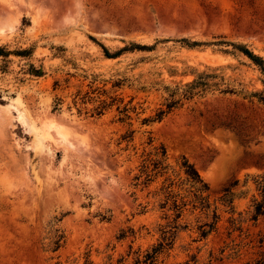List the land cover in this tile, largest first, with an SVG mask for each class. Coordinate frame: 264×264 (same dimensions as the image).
Masks as SVG:
<instances>
[{
    "label": "rangeland",
    "instance_id": "374dc122",
    "mask_svg": "<svg viewBox=\"0 0 264 264\" xmlns=\"http://www.w3.org/2000/svg\"><path fill=\"white\" fill-rule=\"evenodd\" d=\"M0 2V19L18 20L13 30L0 33V46L32 50L27 56L0 57V264H84L86 252L96 264H133L130 245L143 251L156 242L154 227L160 221L148 194L155 185H132L146 130L152 131L156 144L165 145L172 164L182 154L195 164L210 185L212 200L239 179L235 208L248 210L256 190L252 180L244 184L246 174H264L263 104L215 94L187 101L151 127L134 121L135 153L117 143L126 126L114 120L115 109L101 117L80 114L73 94L111 78L133 81L155 74L167 82H185L192 75L184 72L206 66L220 67L249 90H264L259 70L244 55L218 46L188 48L180 41L242 42L264 57V0ZM132 43L155 49L109 58L101 47L116 52ZM119 92L126 100L134 95V103L146 107V114L163 101L155 90L125 87ZM56 96L63 99L60 111L53 110ZM52 124L60 125L65 139ZM143 207L146 211L141 212ZM221 213L216 232L200 241L193 240L196 232H182L161 264L184 262L192 254L197 264L212 257L213 264L252 262L264 214L256 224H245L250 245L239 251L229 247L218 258L230 243L229 213ZM58 227L65 241L56 251L46 250ZM121 229L128 234L124 239L117 237Z\"/></svg>",
    "mask_w": 264,
    "mask_h": 264
},
{
    "label": "trees",
    "instance_id": "16d2710c",
    "mask_svg": "<svg viewBox=\"0 0 264 264\" xmlns=\"http://www.w3.org/2000/svg\"><path fill=\"white\" fill-rule=\"evenodd\" d=\"M188 48L197 46H218L219 50L226 53H240L247 57L249 61L259 70L261 81L264 83V57L254 52L248 44L234 42L230 40H191L189 38L180 39ZM105 56L115 58L126 51L132 50H154L155 45H141L132 43L124 46L116 52H110L107 47L101 46ZM231 49V50H230ZM32 52L31 49L20 48L10 50L5 46H0V57H8L14 53L16 55L27 56ZM218 66H206L204 70L190 68L185 74L192 75L189 81L167 82L164 78L156 76L134 79L116 78L107 80L102 86L91 85L88 90L78 89L73 94V104L77 107L78 113L89 114L93 117H101L108 111L115 109L114 120L126 126L121 133L117 143L125 145L123 150L132 148L135 153L138 148L135 145V136L138 129L135 128L134 121H137L139 127H151L154 123L163 120L170 113L182 107L187 101L197 98H205L208 95H238L249 101H257L264 105V90H249L246 84L238 79H231L224 72L220 71ZM170 70V73H175ZM111 82V87L108 83ZM129 87L136 92H150L155 90L160 92L163 101L156 107L152 113L146 114V107L141 103H134L135 96L126 100L125 96L119 90ZM60 80L54 81V90L60 89ZM63 99L56 96L54 100V111H60ZM91 104V108L88 105ZM147 139L143 142V147L139 153V164L137 172L133 176L132 185L141 189L155 187L148 192L153 199V210L160 212V221L154 227V232L158 234L156 242L152 243L145 250L141 248L133 249L130 245L128 254L134 255L133 264H161L169 257L170 252L175 247L177 240L182 232L194 231L196 237L194 241L207 239L212 233L216 232L219 222L222 218L221 210L229 213L227 218V234L230 243L225 244L220 249L218 258L229 247L238 248V251L252 243L245 224L252 222L256 224L259 218L264 214V174L247 173L244 184L252 180L255 186L256 194L253 195L249 208L246 212H238L235 208V188L240 180L235 179L226 185L218 198L212 200L210 194V185L200 174L195 164L189 158L182 154L175 164L169 161L167 149L164 144H156V139L151 130H146ZM145 207L141 210L144 212ZM133 234H137L131 229ZM238 233L237 236L235 234ZM128 236L124 229H121L118 239H124ZM237 237L239 239L237 240ZM259 250L256 258L245 264H264V231L258 234ZM65 241V232L60 227L55 228L52 242L45 244L46 250H58ZM235 251V250H234ZM217 259V258H216ZM196 254L184 262L176 264H197ZM84 264H96L91 258L90 253L86 252ZM207 264H213V257Z\"/></svg>",
    "mask_w": 264,
    "mask_h": 264
},
{
    "label": "bare ground",
    "instance_id": "6f19581e",
    "mask_svg": "<svg viewBox=\"0 0 264 264\" xmlns=\"http://www.w3.org/2000/svg\"><path fill=\"white\" fill-rule=\"evenodd\" d=\"M0 4H1V2H0ZM4 10H5V8H3ZM6 11V10H5ZM10 11V10H9ZM9 11L8 12H6V13H9ZM11 14V13H10ZM8 15V14H7ZM1 18V17H0ZM4 18V17H3ZM15 18V17H14ZM17 19V18H16ZM15 19V20H16ZM9 20H11V17H10V19ZM8 20V16H7V19H0V33H5L6 31H11V30H13L14 29V27H15V20L13 21V17H12V20L11 21H9ZM16 21H18V20H16ZM20 118L23 120V122H25V119L23 118V117H21V115H20ZM52 127L54 128V131H55V133H57V134H60L61 136H62V138H66V136H65V134L62 132V130H61V127H60V125L59 124H52Z\"/></svg>",
    "mask_w": 264,
    "mask_h": 264
}]
</instances>
